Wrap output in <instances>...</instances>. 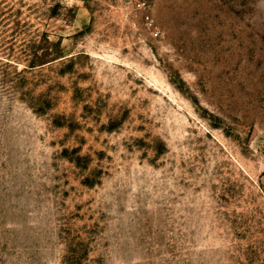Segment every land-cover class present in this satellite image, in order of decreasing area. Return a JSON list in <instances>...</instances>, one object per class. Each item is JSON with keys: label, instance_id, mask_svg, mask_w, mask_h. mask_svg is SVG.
Segmentation results:
<instances>
[{"label": "rangeland", "instance_id": "rangeland-1", "mask_svg": "<svg viewBox=\"0 0 264 264\" xmlns=\"http://www.w3.org/2000/svg\"><path fill=\"white\" fill-rule=\"evenodd\" d=\"M0 264H264V0H0Z\"/></svg>", "mask_w": 264, "mask_h": 264}]
</instances>
